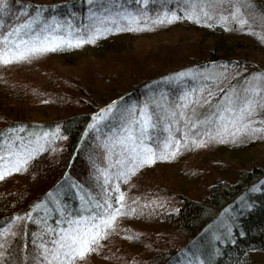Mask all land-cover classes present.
Wrapping results in <instances>:
<instances>
[{"label": "trees", "instance_id": "1", "mask_svg": "<svg viewBox=\"0 0 264 264\" xmlns=\"http://www.w3.org/2000/svg\"><path fill=\"white\" fill-rule=\"evenodd\" d=\"M5 2L8 7L5 12L0 13V19L5 21L4 25L0 26V35L6 34L8 27L17 22L16 18L20 15L21 7L43 6L48 14L55 12L63 16L74 13V23L77 27L85 23L83 16L88 14L89 7L87 0H57L47 3L34 0H5ZM260 4L261 0H149L145 7L133 0V8L145 10L147 19L144 16H140V19L147 25H154L157 22L154 17L158 13L171 15L177 5L181 9L176 14L180 18L179 22L186 23L184 17L192 13L209 12L211 15L212 24L201 28L204 30L201 31V37L193 41L195 46L198 45L207 52V54L204 52L206 56L202 61L189 65L187 69L172 76H166L164 80L156 78L147 80L146 83L137 84L122 93V100L135 104H139L140 99H146L148 96L164 94L166 102L165 105L158 102L159 111L156 106H149L152 123L156 125L151 132L153 134L154 131L159 135L158 142L160 132L168 137L171 133L170 147H173L176 153L192 152L196 144V149L201 147L198 143L202 141L215 146L219 141H228L224 148H231L230 150L233 151L235 148L244 151V147L250 144L251 138H243L239 134L234 135V140L232 136L225 137L223 132L219 131V120L214 119L213 112L217 114L220 97L229 93L228 85L232 81H239L230 93L240 95L241 105L249 99L255 102L264 100V89L250 93L249 88L246 89V85H242L243 78H247L245 80L248 81L257 74L264 79V68H257L256 65L253 66L254 63L242 61L249 69L241 80L242 70L238 69L239 65H242L239 64L241 61L230 59V54L227 53L234 43L233 40L227 39L229 34L226 31L229 23L225 26L218 24L216 20L219 16L226 18L227 22L229 16H234L237 20L252 16L264 19V3ZM111 33L103 34L104 36L96 42L94 49L97 54H110L114 49L119 48L117 45L122 44L119 39L111 38ZM37 55H31L30 58L35 59ZM221 65L235 66L237 70L235 74L239 73L237 74L239 76L232 79L219 92L213 93L212 99L208 100L207 104L202 100L200 105L187 101L185 108L176 106L185 103L180 100V96L196 93L197 87L191 86L192 74L193 77L204 80L201 76L203 73H209L213 67ZM54 74L60 82L63 80L70 82L65 75ZM262 79L260 81H264ZM71 84L77 94L68 93L64 86L56 89L52 84H44L43 96L38 95L39 98L35 96L34 98L38 99V105L65 106L70 110L84 107L88 109V113H74L66 118L46 123L54 126L46 129L51 133L59 128V137L44 143V150L36 151V155L19 171L0 178V232L16 233L14 243L8 249L12 252V257L0 259V264H18V258L20 264H25L24 257L32 254V236L42 228L36 225V220L44 214L37 210V205L47 203L50 208H54L52 202L57 200L63 202V195L69 203L78 205L77 193L72 190L64 193L63 187L59 188L65 181H70L71 187L79 184L85 190L86 195L83 193L85 197L102 202L106 200L102 187L93 183L97 173L91 163L92 155L103 162L104 150L94 144L92 133L85 132L89 118L98 113L99 107L92 102L79 84L75 82ZM258 113L264 116V109L258 110ZM202 120L201 125H195ZM0 122H3L0 125V133L7 138H10L7 131L9 128L15 129L17 133L25 131L31 133L34 131L31 129L35 128L29 122H17L7 118L1 110ZM20 125L22 130L18 132L17 126ZM166 126L169 128L168 131H164ZM239 155L244 156L236 152L234 158H240ZM133 176L126 182L132 181L135 178ZM263 177L264 171L259 166L239 169L232 180L219 178L220 180L215 179L208 183L200 198H192L189 194L178 190L168 191L156 185L150 177L145 179L149 181L142 188L138 183L133 184L134 188L131 187L132 185L130 188L127 186L122 200L124 211L113 217L112 225L103 229L107 234L98 238L90 246L91 250L83 257H77L74 264H98L97 260H101L100 264H180L179 258L190 253V249L193 250L196 239L201 238L199 236L206 225L216 220L227 205L235 203L240 197L247 204L243 209L238 210V215L232 220L234 225L232 236L223 244H218V254L207 255L206 261L211 262L210 264H264V182L258 183ZM126 182L123 184L125 185ZM76 188L82 196L83 189L79 186ZM30 210H34L31 221L27 215ZM136 219L146 226L159 227L151 229L137 227ZM202 249L203 247L199 248Z\"/></svg>", "mask_w": 264, "mask_h": 264}, {"label": "rangeland", "instance_id": "2", "mask_svg": "<svg viewBox=\"0 0 264 264\" xmlns=\"http://www.w3.org/2000/svg\"><path fill=\"white\" fill-rule=\"evenodd\" d=\"M34 1L57 2V0ZM263 3L264 0H261L260 5H263ZM259 12L261 11L259 10ZM190 16H192V19H183L186 23L179 22L180 18H176L171 22L159 23L157 21L154 25H147L140 19L141 17L131 22L124 19L107 21L105 24H118V30L114 28L110 31L112 32L110 37L119 39L122 44L117 45L118 49H114L112 53L106 55H99L94 49L96 42L104 36L101 35L94 37L92 41L86 39L85 43L77 46H63L56 50L38 53L35 59H31L29 56L26 59L8 63L0 61L1 112L13 121L29 122L35 127L31 129L34 130L31 132L34 140L36 135L47 131V128L54 127L46 123L66 118L74 113H88V109L84 107L70 110L65 106L38 105L39 101L38 99L35 100L34 96L36 98H39L38 95L43 96L44 84H52L56 89H61V86H64L68 93L77 94L78 92L71 83L79 84L92 102H95L99 107L97 109L98 113L89 118L90 121L88 120L89 123L85 128V132L92 133L94 144L104 150L103 162L92 155L91 163L97 173V178L93 179V183L102 187L103 196L106 200L108 197L104 192V187L107 186L105 180H107L108 185H111L109 195L115 192L116 186L119 187L122 194L126 191L127 186L130 188V185H132L131 187L134 188L133 184L136 183L142 188L149 181L145 179L150 177V180L152 179L156 185L168 191L178 190L189 194L192 198H200L206 185L215 181V179L232 180L239 169L250 168L254 165L259 166L264 171V116L260 115L258 111L256 115L245 116L243 119L238 113H235L232 119L225 115L223 119L218 121L220 124L219 131L223 132L225 137L232 136L234 140V135L239 134L243 138H251L250 144L244 147V151L236 148L234 151L230 150L231 148H224L228 141H219L217 146L202 141L198 143L201 147L196 149V144V150L194 149L192 152L185 153L181 151L176 153L173 147H170L171 134L168 137L165 133L160 132L158 142L159 135L154 131L152 134L151 128L148 130V139L145 143L152 145L154 157L149 162L136 164L129 171L128 166L131 163V158L124 152L125 146L118 145L111 148V150L104 147L105 141L102 137L110 135L109 129L122 127V122L115 115L117 110L135 105L134 102L122 100V93L137 84L146 83L147 80L155 78L164 80L166 76L181 72L187 69L189 65L192 66L205 58L204 52L206 51L198 45L195 46L193 41L195 38L201 37V31H204L201 28L212 24L210 22L211 15L209 12H201L192 13ZM198 20L199 22H197ZM218 20L220 24H225V26H228L229 23V28L226 31L229 34L227 39L228 41H234L227 52L230 54V59L240 60L239 64L242 61L251 62L254 63L253 66L256 65L255 67L263 69L264 19L252 16L238 18L237 20L236 17L229 16L227 22L226 18L219 16ZM105 24H102L101 27H104ZM105 34H108V32ZM246 66L247 64L242 63L238 67L242 70L241 80L247 69H249ZM235 71H237L235 66L221 65L213 67L209 73H203L201 76L204 80L197 79L192 74L191 86L193 88L197 87L195 88L196 93L190 94L186 100L188 102L193 101L198 105L202 103V100L208 101V93L219 92L232 79L239 76L237 75L239 73L235 74ZM54 73L65 75L71 83L64 82V80L60 82ZM257 75L248 81L245 80L247 78H243L242 85H246L245 88H249L250 93H254L258 89H264V81H260L262 78ZM237 83L239 81H232L228 85L229 93ZM140 100L139 104L147 105L150 113L149 106L155 107L158 102L165 105L166 97L164 94H158ZM109 105L114 106L112 111L100 112L101 109H107ZM240 106L241 103L235 107L239 109ZM167 114L169 113L167 112ZM213 114L215 113L213 112ZM101 115H103V119L98 120L95 127L89 128L88 126L93 124V117ZM216 116H219L218 110ZM203 120L195 125H201ZM2 123L0 122V125ZM17 127L19 128L18 132H20L22 130L21 125ZM253 128L258 130L253 132ZM168 129V126H166L164 131H168ZM27 132H15V134L24 135ZM11 133L9 131L10 138L13 136V133ZM17 143L19 142L17 141ZM38 150L39 148H36V151ZM236 152L244 156L239 155L240 158H234ZM103 169H108L107 174L102 171ZM3 171L6 173L3 176L14 172L7 168L6 164ZM120 172H124L125 175L120 177ZM132 175L135 178L127 183L126 181ZM124 182H126L125 185ZM261 182H264V177L258 183ZM71 185L70 181H65L59 188L63 187L62 191L64 193L72 190L80 197L81 194L76 187H82L79 184L73 185L74 187H71ZM82 189L84 190V188ZM83 190L82 196H85L86 193ZM116 198H118V195L113 197L114 212L118 208V205L114 203ZM63 200H66L65 195H63ZM246 204V201L240 197L235 203L227 205L216 220L206 225L201 236H199L201 238L196 239L195 243L192 242V244H195L193 250L190 249V253L179 258L180 264H185L186 260L192 259L193 254L199 258V264L207 263V255L216 254L219 251L218 244H223L232 236L234 227L232 220L238 215V210L243 209ZM117 214L119 212H116ZM51 215L58 218L54 211ZM136 226L146 229L159 227L155 225L146 226L137 219ZM179 235H181L180 232ZM202 247L203 249L199 250ZM97 263L100 264L101 260H97Z\"/></svg>", "mask_w": 264, "mask_h": 264}, {"label": "snow or ice", "instance_id": "3", "mask_svg": "<svg viewBox=\"0 0 264 264\" xmlns=\"http://www.w3.org/2000/svg\"><path fill=\"white\" fill-rule=\"evenodd\" d=\"M87 2L89 5L88 14L83 16L85 23L80 24L79 27L74 23V13L63 16L57 15L55 12L48 14L43 6L21 7L20 15L16 18L17 22L8 27L6 34L0 35V45H2L0 61L8 63L26 59L34 54L56 50L63 46H77L85 43L86 39L92 41L94 37H99L114 28L118 30L117 23L105 24L107 21L124 19L131 22L140 16L147 19L144 9L132 7L133 0H87ZM135 2L146 7L149 0H135ZM7 7L5 0H0V13L5 12ZM179 11L181 9L177 5L171 15L158 13L154 19L159 23L171 22L173 19L179 18L176 15ZM184 18L192 19V16L186 15ZM219 22L218 20L217 23ZM4 23L5 21L0 19V26ZM102 24L105 26L101 27ZM188 95L190 93L180 96V100L185 103L176 106L187 107L186 97ZM207 95L208 100H211L213 93ZM207 102L205 100L203 103L207 104ZM239 103V94L227 93L221 96L217 106L219 116L213 114L214 119H223L225 115L232 119L235 113H238L243 119L245 116H254L258 110L264 109V100L255 102L249 99L237 109L235 106ZM113 107V105H109L107 109H101L100 112L112 111ZM156 107L159 111L160 105H156ZM115 115L122 122V127L109 129L110 135L102 137L105 141L104 147L111 150L118 145L125 146L123 150L131 158V163L128 166V170L131 171L136 164L149 162L154 157L152 145L145 141L148 139V130L155 128L156 125L152 123V115L148 111V106L143 104L118 109ZM100 119H103V115L93 117V124L88 127H95L96 122ZM257 130L252 129L253 132ZM7 131L12 132L13 136L7 138L3 133H0V137H3L0 138V177L6 174L3 171L5 164L12 171H19L21 167L27 165L30 158L36 155V148L43 151L44 143L59 137V128L55 133L43 131L42 134L36 135L34 140L31 133L16 135L15 129ZM118 163L120 162L118 161ZM102 171L107 174L108 169ZM124 175V172L119 173L120 177ZM105 185L107 186L104 187V192L108 199L103 202L91 197L80 196L78 205L71 204L67 200L53 201L54 208H50L47 203L37 205V210L44 214L36 220V225L42 226V228L32 236V254L24 257L25 264H74L77 257H83L90 251V246L98 238L107 234L103 229L112 225L116 212L124 211L123 194L120 193L119 187L116 186L115 192L109 195L111 185H108L107 180H105ZM117 195L118 198L114 203L118 205V208L114 212L113 197ZM32 211L34 210H30L27 214L29 221L33 218ZM53 211L58 218L51 215ZM15 236L16 233L12 231L0 232V259L12 257V252L8 249L13 245ZM18 264H20L19 258ZM185 264H199V258L193 254L192 259L186 260Z\"/></svg>", "mask_w": 264, "mask_h": 264}]
</instances>
